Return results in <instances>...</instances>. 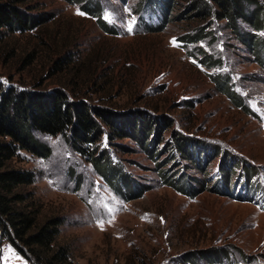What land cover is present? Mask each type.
<instances>
[{
    "label": "rangeland",
    "instance_id": "obj_1",
    "mask_svg": "<svg viewBox=\"0 0 264 264\" xmlns=\"http://www.w3.org/2000/svg\"><path fill=\"white\" fill-rule=\"evenodd\" d=\"M145 1L90 0L104 4L103 18L116 31L110 34L95 16L84 12L83 3L26 0L25 5L37 6L35 13L47 14L49 20L26 33L7 34L0 44V79L5 84L29 89L42 84L40 89L49 90L63 86L73 99L87 98L117 115L148 113L161 129L160 141L149 149H162L158 157L138 140L111 142L104 133L101 142L107 144L102 142L101 147L134 179L135 187L127 195L73 153L61 135L42 137L53 149L49 158L22 152L14 164L36 175L25 189L39 204V224L54 216L63 218L55 244L70 248L67 264H208L189 256L219 247L232 253L234 259L227 264H264L263 196L239 198L241 190L233 189L249 169L264 172V68L225 19L208 23L186 17L192 0H176L170 12L148 4L143 12ZM259 1L264 6V0ZM146 25L163 29L149 31ZM204 25L212 31L206 39L194 45L182 41V36ZM241 28L254 31L244 22ZM216 34L218 39L212 42ZM199 48L229 63L247 93L245 99L260 106L256 105L257 118L218 88L212 74L220 68L210 67ZM69 51L76 59L70 66L58 64ZM31 53L37 56L26 62ZM88 57L101 58L97 75H92L96 63L86 62ZM179 134L209 146L203 169L175 152ZM241 160L244 165H237ZM231 168L234 177L228 191L220 185L228 193L223 195L217 175L225 177L223 171ZM164 171L169 179L188 178L190 190L203 186V191L195 196L181 193L166 183ZM246 183L242 190L251 192L253 180ZM143 186L146 189L137 195ZM20 248L30 253L24 243L8 239L0 229V264H33Z\"/></svg>",
    "mask_w": 264,
    "mask_h": 264
},
{
    "label": "trees",
    "instance_id": "obj_2",
    "mask_svg": "<svg viewBox=\"0 0 264 264\" xmlns=\"http://www.w3.org/2000/svg\"><path fill=\"white\" fill-rule=\"evenodd\" d=\"M25 1L0 0V44L7 34L26 33L49 20L48 16L46 18L47 14L35 13L37 6L25 5ZM69 1L83 3L84 12L95 16L103 30L110 34L116 33L112 28L113 24L108 23L103 18V8L105 7L103 3H91L90 0ZM175 1L146 0L141 10L144 12L145 4H148L149 7L158 6L163 11L166 9L170 12ZM212 2L214 4L208 0L190 1L187 4V10L191 11L186 17H200L201 20H207L208 23L209 21L214 23L225 19L228 28L247 46L255 61L264 68L263 4L259 0H212ZM243 22L251 26L255 32L250 29L242 30L241 23ZM149 27L150 25L145 26L146 29H150L149 31L163 29V25H159L157 28ZM207 28L208 25L198 27L194 33L182 36V41L186 45H194L206 39L209 34H212V31H208ZM218 36L217 34L211 36L212 42L216 41ZM220 38H222L221 34ZM221 44L224 49L225 44L223 42ZM198 50L204 53L201 48ZM71 54L73 52H65L58 64L70 66V62L76 59V56ZM190 54L193 55L191 52ZM35 55L37 56L36 53H31L29 56V58L32 57L31 60L27 59L26 62L33 61ZM204 55L206 56L205 61L210 67L220 68L219 73L214 72L212 74V79L217 82L218 88L246 113L257 118L251 100L245 99L247 93L244 92L239 82L234 81L233 83L232 80H235L236 76L228 68L229 63L223 62L221 56L215 57V55L206 53ZM86 59V62L96 63L92 75H97L101 66L98 60L101 58L90 60L88 57ZM93 80L92 77L89 79V81ZM41 85L37 84L32 89L21 88L12 84H5L0 79V229L3 236L12 241L18 239L30 249V253H27L23 248H20L33 264H67L70 263V248L55 244L63 218L54 216L43 224H39V204L34 193L25 189L26 186L35 182L36 175L31 170L16 167L14 162L19 160L21 153L25 151L38 157L49 158L53 149L42 140V137L61 135L72 148L73 153L91 162L96 171L120 194L127 195L135 187L134 179L129 173L124 172L123 166L111 157V153L101 147L102 142L107 144V141L101 142L104 133H108L107 137L111 142L114 139L126 137L138 140L149 153L154 152V156L159 155L162 149L156 150L155 148L153 151L149 149L155 147L162 134H160V125L156 124L154 118L148 113L137 111L136 114L117 115L106 106L91 104L87 98L73 99L75 97L70 96L66 87L56 86L49 90L40 89ZM152 134L153 136L150 137ZM176 139L175 152L183 157L187 156L203 169L204 158L206 161L210 157L206 156L205 152L209 146L198 141L199 139L181 134ZM212 148L216 153L219 151L215 146ZM167 159L169 160L168 157ZM237 165L243 166L244 160L237 162ZM223 172L225 177H221V174L217 175L220 177L217 182L218 192L227 195L225 189H220V185L225 186L228 191L234 177V171L231 168V170L226 169ZM242 176L237 177L238 180L233 187L235 192L239 185H246V181L251 184L253 180V187L250 186L253 194L256 193V189L262 186L263 172L254 174V171L249 169ZM248 176L250 177L249 180H247ZM168 177V173L163 176L166 183L181 193L195 196V194L203 191V186L199 191L190 190L188 188L191 186L190 181L186 177H182L179 179L180 181L176 177L171 179ZM145 189L143 186L137 195ZM239 198L243 197L239 196ZM31 246L34 247L30 248ZM228 250L227 247H219L216 251L206 250L196 255L191 253L189 259H205L208 264H227L231 259H234Z\"/></svg>",
    "mask_w": 264,
    "mask_h": 264
},
{
    "label": "snow or ice",
    "instance_id": "obj_3",
    "mask_svg": "<svg viewBox=\"0 0 264 264\" xmlns=\"http://www.w3.org/2000/svg\"><path fill=\"white\" fill-rule=\"evenodd\" d=\"M78 14H82V13H79V11H78ZM129 31H131L132 30V28H131V26H129V29H128Z\"/></svg>",
    "mask_w": 264,
    "mask_h": 264
}]
</instances>
